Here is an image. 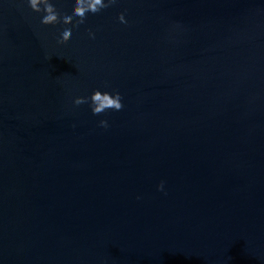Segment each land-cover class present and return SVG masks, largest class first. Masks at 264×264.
I'll return each mask as SVG.
<instances>
[{
  "label": "water",
  "instance_id": "1",
  "mask_svg": "<svg viewBox=\"0 0 264 264\" xmlns=\"http://www.w3.org/2000/svg\"><path fill=\"white\" fill-rule=\"evenodd\" d=\"M62 23L0 0V264H264V0Z\"/></svg>",
  "mask_w": 264,
  "mask_h": 264
},
{
  "label": "clouds",
  "instance_id": "2",
  "mask_svg": "<svg viewBox=\"0 0 264 264\" xmlns=\"http://www.w3.org/2000/svg\"><path fill=\"white\" fill-rule=\"evenodd\" d=\"M117 0H72V7L70 11L60 10L57 8L53 0H25L27 6L35 13L40 14V23L42 25H55L59 21H63L58 29L57 41L68 39L72 34L74 27L83 24L88 13H97L101 9L107 8L115 4ZM73 17L77 19L73 20ZM118 20L121 23H127L124 12L119 13ZM71 21V23H69ZM91 38H95V33L88 31ZM93 114H98L106 109L120 110L123 107L121 94L119 91L107 90L101 91L94 89L90 96H77L73 103L79 105L88 102ZM99 124L103 127H108V121L101 119ZM158 190H164V181L161 180L157 185ZM139 198V197H137Z\"/></svg>",
  "mask_w": 264,
  "mask_h": 264
}]
</instances>
